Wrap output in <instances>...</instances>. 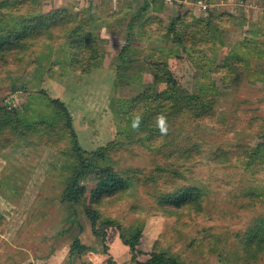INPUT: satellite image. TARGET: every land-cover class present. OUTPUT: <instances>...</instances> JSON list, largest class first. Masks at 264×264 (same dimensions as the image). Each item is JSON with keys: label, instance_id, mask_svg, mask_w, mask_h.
I'll return each mask as SVG.
<instances>
[{"label": "rangeland", "instance_id": "374dc122", "mask_svg": "<svg viewBox=\"0 0 264 264\" xmlns=\"http://www.w3.org/2000/svg\"><path fill=\"white\" fill-rule=\"evenodd\" d=\"M14 1L0 2V35L32 15L22 3L18 17ZM36 1L43 13L67 7L70 17L0 56V127L18 126L0 133V264H109L87 207L116 264H135L120 234L136 231L141 249L177 264H264V0ZM177 16L174 40L166 26ZM172 89L185 107L165 117L164 140L148 141V126L132 127L137 117L115 116L143 95L138 116L157 123ZM49 98L64 104L71 127ZM74 141L92 167L76 203L62 199ZM169 141L174 152L161 147ZM107 165L125 186L98 198ZM184 190L183 206L167 203Z\"/></svg>", "mask_w": 264, "mask_h": 264}, {"label": "trees", "instance_id": "16d2710c", "mask_svg": "<svg viewBox=\"0 0 264 264\" xmlns=\"http://www.w3.org/2000/svg\"><path fill=\"white\" fill-rule=\"evenodd\" d=\"M22 3H25L28 6L25 11L26 13L24 12L25 14H27L26 16H28L29 14H32V15H29L30 17L26 21V23H23L22 25L18 24L13 27L10 33H6V34L2 33L3 35H0V56H3L7 52L14 50L18 46L21 47L22 44L29 42L30 40H33V39L35 40L42 35H46L49 32L50 33L54 32V30L58 28L67 26L69 23L70 13L67 11V7H55L47 13L46 12L43 13L40 11L41 6L36 0H16L14 1V5L11 8H14V10L17 11V13L19 14L18 17L22 16L20 14L24 10V8L20 6ZM147 6L148 5L146 4L144 6V9ZM154 18H156L157 21L161 22V19H159V17H154ZM82 19H80L79 21L80 24L82 23ZM131 20L132 21L135 20V17L134 16L131 17ZM209 22H211L209 19L205 20V23H207L208 25H210ZM214 22H215L214 25H217L216 23L217 19ZM181 24H182V19L180 18V16H177L175 19L171 20L167 24L166 33L168 32V34H171L174 40H178L176 35H178V32L181 31L180 30ZM254 28L256 29V32L258 30H262V27L259 28L257 25ZM214 30H217V29H214ZM70 31L71 33H68V37H72V38L76 37L74 34H76V32L79 31V26L76 25L75 28H72ZM70 43L73 46V42L70 41ZM207 43H208V39L206 37V39L204 40V45H206ZM163 73L166 74V77L164 78V81L166 82L171 77L167 79V76H169V72L163 71ZM172 91H174L175 96H174V99H171L172 101L169 100L171 102L170 104H173L172 107H170V109H165L164 107H160L161 105H163L160 103L157 104V106L156 105L152 106V108L160 107L161 110L160 112L159 111L158 112L161 115L164 114L165 115L164 117L166 118L170 114H175L176 113L175 111H183V108L185 107V105L184 106L179 105L180 101H184L185 99L184 98L181 99L179 97L176 89L175 90L172 89ZM40 93L45 94V91H40ZM142 96L143 95L139 97L138 95L137 100L133 99L131 103L128 100L126 102L124 100V104H123L124 108L121 110L118 109V111L115 113L116 114L115 116L117 117V114L121 113L123 117L122 119L123 122H127L128 120H130L131 119L130 115H132V117H139L138 113L141 114V112L143 111V109L141 110V104L143 102L142 100L144 99V98H141ZM49 101L55 108H58L59 110L63 111L64 116L66 118V123L68 124L69 127H71L72 126L71 118L67 114L66 108L64 107V104L60 101V99L49 98ZM208 106L210 108H213V106L211 105H208ZM136 108H139V109H136ZM2 111H3V108L0 106V112ZM199 111L201 112V114H208L206 111L202 109H200ZM135 112L136 113L138 112V113L133 114ZM149 115L150 114L143 115L142 117H140V124H145L146 126H148L145 129V133L147 134L146 139L148 141H153V140L157 141V140H160L161 138L164 140L162 133L159 131V128L157 127L156 115L152 114L150 115V117ZM7 128L9 129L7 132L11 130L17 131L18 126L9 127L7 126V123H6V125L0 127V133L2 132L5 133ZM260 136L264 138V129L262 130ZM72 137L74 139L75 135H72ZM166 143L161 144L162 149L165 150L166 148L167 150L174 152V150L171 147L170 141L168 145H166ZM114 144H115L114 140L109 141L106 147L109 149V146L110 145L114 146ZM261 147H262L261 143H259L255 147V153H256L255 155H257V152L259 151V148ZM103 150L104 148H97L93 154L99 155L101 158H104L105 154L102 152ZM82 151L83 150L79 147L77 141H74L71 147V152H73V154L75 155V159L77 163H76L75 168H73L72 174L65 187V194L62 197L63 200H68L73 203L78 202L79 197L83 194V191H84V187L80 184L81 177L84 176L90 168H92L91 165L88 162H86V158L83 154L84 151L83 153ZM255 155L253 156L254 160H256L257 158L255 157ZM260 155H263V154L260 153ZM98 173L103 174L107 178L108 182L104 183L98 191H95L94 195L96 197L102 198L104 196L113 195L124 188L125 183H124L123 178L115 171V169L111 165L105 166ZM190 197H191V192L189 190H184L182 193L177 195V197L168 199L167 203H169L175 208H178V207L183 206ZM85 213L91 221L93 233L96 236L101 237L102 249H103L102 252L105 256L104 258L105 262L109 264H116L111 257V253L109 252L106 231L102 229L101 227H98L97 225V221H98L97 212L93 208L87 207L85 208ZM116 228L120 230V227L117 226ZM120 237L122 239V242L128 246L129 252L131 254V259L132 261L135 262V264H177L171 258L166 257V255L161 251L160 252L155 251V250L147 251V250L141 249V234L139 231L134 232V234H131L128 237L124 236L123 234H120ZM72 247L73 248L77 247L78 249L76 251L79 253L83 251V246L79 245L77 239L73 241Z\"/></svg>", "mask_w": 264, "mask_h": 264}, {"label": "clouds", "instance_id": "9594fccd", "mask_svg": "<svg viewBox=\"0 0 264 264\" xmlns=\"http://www.w3.org/2000/svg\"><path fill=\"white\" fill-rule=\"evenodd\" d=\"M140 126V117H137L132 121V127L133 128H138ZM157 127L159 128V131L163 134L166 133L167 131V126H166V118L164 116H160L158 121H157Z\"/></svg>", "mask_w": 264, "mask_h": 264}, {"label": "crops", "instance_id": "0c3cea01", "mask_svg": "<svg viewBox=\"0 0 264 264\" xmlns=\"http://www.w3.org/2000/svg\"><path fill=\"white\" fill-rule=\"evenodd\" d=\"M46 1H48V2H50V1H56V0H46ZM58 1V5L60 6V5H64V6H67V5H70V3H73V1H75V0H57ZM77 1V0H76ZM0 2H1V0H0ZM75 3V2H74ZM77 4V3H76Z\"/></svg>", "mask_w": 264, "mask_h": 264}]
</instances>
